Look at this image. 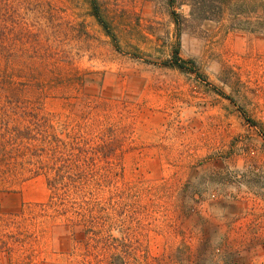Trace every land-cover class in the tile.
I'll return each instance as SVG.
<instances>
[{
	"label": "rangeland",
	"instance_id": "rangeland-1",
	"mask_svg": "<svg viewBox=\"0 0 264 264\" xmlns=\"http://www.w3.org/2000/svg\"><path fill=\"white\" fill-rule=\"evenodd\" d=\"M221 1L0 0V128L107 136L109 203L67 222L0 150V264H264V0Z\"/></svg>",
	"mask_w": 264,
	"mask_h": 264
},
{
	"label": "trees",
	"instance_id": "trees-1",
	"mask_svg": "<svg viewBox=\"0 0 264 264\" xmlns=\"http://www.w3.org/2000/svg\"><path fill=\"white\" fill-rule=\"evenodd\" d=\"M224 1L227 0H222L219 7H222ZM172 15L173 20L176 19L174 23L178 24V14L173 12ZM95 18L109 33L98 12H95ZM110 37L113 38L112 34ZM185 65H190V68H185ZM193 65L194 62L191 60L185 61L180 58L178 48L174 50L168 63V67L188 70L199 75ZM106 138L107 136L103 135L98 139L100 143H97L76 134L56 135L54 127L46 118L31 116L27 120L23 118V122L12 127L8 124L1 126L0 150L8 149L9 156L15 160L19 172L17 174L15 172L13 176L22 175L24 171L30 173L32 177L45 174L46 184L51 192L48 205L62 206L64 216L72 210L71 215L75 218H66L67 222L87 226L94 224V212L104 211L103 206L109 204L107 199L99 197L96 190L105 181L106 176L100 174L95 162L86 161L87 155L91 153L98 158L103 157L105 153L102 149L106 144ZM90 142L96 146L92 148ZM92 234L94 235L93 232ZM122 259L120 257V264H124Z\"/></svg>",
	"mask_w": 264,
	"mask_h": 264
}]
</instances>
